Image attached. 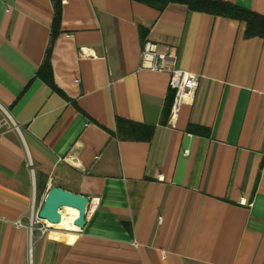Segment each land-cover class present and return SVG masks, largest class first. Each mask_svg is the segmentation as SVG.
<instances>
[{
    "label": "crops",
    "instance_id": "crops-1",
    "mask_svg": "<svg viewBox=\"0 0 264 264\" xmlns=\"http://www.w3.org/2000/svg\"><path fill=\"white\" fill-rule=\"evenodd\" d=\"M150 1L60 0L50 87L37 72L51 0H0V264H264V39ZM224 1L264 15V0ZM146 42L198 76L174 127ZM117 119L151 139H118ZM54 186L89 201L71 241L30 238V206Z\"/></svg>",
    "mask_w": 264,
    "mask_h": 264
},
{
    "label": "trees",
    "instance_id": "trees-1",
    "mask_svg": "<svg viewBox=\"0 0 264 264\" xmlns=\"http://www.w3.org/2000/svg\"><path fill=\"white\" fill-rule=\"evenodd\" d=\"M150 3V0H143ZM167 1V0H164ZM188 5L195 11L219 15L228 18L237 19L244 24L243 35L245 38L259 37L264 39V15L255 11L240 7L224 0H172ZM53 8V18L51 22V31L49 42L45 51L43 62L38 69V76L42 78L50 87H54L51 79L50 50L52 43L58 34L61 19V3L60 0H51ZM173 93L166 99L163 107L162 116L169 114L170 105L172 103ZM163 121V120H162ZM189 130L196 132V126H190ZM153 133L152 126L135 123L129 120L117 119L115 135L121 140H145L149 141Z\"/></svg>",
    "mask_w": 264,
    "mask_h": 264
},
{
    "label": "built area",
    "instance_id": "built-area-1",
    "mask_svg": "<svg viewBox=\"0 0 264 264\" xmlns=\"http://www.w3.org/2000/svg\"><path fill=\"white\" fill-rule=\"evenodd\" d=\"M80 54L82 56L93 55L91 50H82ZM141 61L142 67L169 74L168 84L169 88L173 91V99L167 122L170 126L174 127L181 107L192 105L194 102L198 86V76L179 69L176 66V51L174 47H168L164 52H158L154 45L146 42L141 51ZM37 212L38 209L35 208L32 202L27 223L30 238L34 229H38L41 234L61 230L55 227V224H49L44 220H42L43 223L41 225L36 226L37 221L41 220L38 218ZM17 224L21 225V222H17Z\"/></svg>",
    "mask_w": 264,
    "mask_h": 264
},
{
    "label": "water",
    "instance_id": "water-1",
    "mask_svg": "<svg viewBox=\"0 0 264 264\" xmlns=\"http://www.w3.org/2000/svg\"><path fill=\"white\" fill-rule=\"evenodd\" d=\"M88 202V198L83 195L72 193L60 187H50L41 207L38 209L37 216L49 224H57L61 220L60 208H73L77 211V215L72 224L80 230L85 224Z\"/></svg>",
    "mask_w": 264,
    "mask_h": 264
},
{
    "label": "bare ground",
    "instance_id": "bare-ground-1",
    "mask_svg": "<svg viewBox=\"0 0 264 264\" xmlns=\"http://www.w3.org/2000/svg\"><path fill=\"white\" fill-rule=\"evenodd\" d=\"M61 215V220L59 223L55 224V227L63 230L61 232L52 233L57 239L62 241H71L73 235L70 231L75 230L76 227L72 224L74 217L77 215V211L73 208L62 207L59 210Z\"/></svg>",
    "mask_w": 264,
    "mask_h": 264
},
{
    "label": "rangeland",
    "instance_id": "rangeland-1",
    "mask_svg": "<svg viewBox=\"0 0 264 264\" xmlns=\"http://www.w3.org/2000/svg\"><path fill=\"white\" fill-rule=\"evenodd\" d=\"M61 231V230H60Z\"/></svg>",
    "mask_w": 264,
    "mask_h": 264
}]
</instances>
